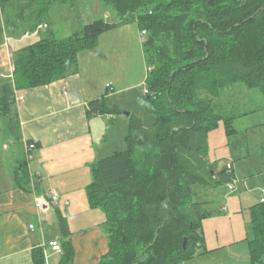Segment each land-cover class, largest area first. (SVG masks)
<instances>
[{"label":"trees","instance_id":"obj_1","mask_svg":"<svg viewBox=\"0 0 264 264\" xmlns=\"http://www.w3.org/2000/svg\"><path fill=\"white\" fill-rule=\"evenodd\" d=\"M102 1L115 20L95 19L57 38L53 10L60 4L75 7L76 0H0L6 26L34 33L46 25L45 32L14 53L11 82L24 90L65 78L77 72L80 54L95 49L102 35L136 23L152 68L141 101L155 121L147 125L136 114L126 115L124 148L92 162L86 194L90 207L104 213L109 245L100 264H184L204 251L206 206L214 202L206 189L224 185L226 193H235L228 189L235 172L227 165L217 169L209 160L210 134L223 122L226 133L235 135V121L258 110L248 108L254 103L249 98L243 107L232 101L224 105L222 99L242 86L259 92V110L264 108V0H246L245 5L244 0ZM109 93L88 103L89 118L123 115L118 105L108 104ZM15 97L0 98L5 118L15 116ZM115 121L108 123L112 127ZM14 181L37 190L38 178L27 163L15 169ZM56 213L62 248L58 264H73L69 223ZM249 227L250 262L264 264V202L250 208ZM34 260L46 264L42 247L34 250Z\"/></svg>","mask_w":264,"mask_h":264},{"label":"crops","instance_id":"obj_2","mask_svg":"<svg viewBox=\"0 0 264 264\" xmlns=\"http://www.w3.org/2000/svg\"><path fill=\"white\" fill-rule=\"evenodd\" d=\"M0 29V91L2 95L24 96V101L16 102L15 100L13 120L5 118L0 113V133L3 124L9 121L11 123L8 124L9 131L17 139L11 143L13 146L4 143L3 150L0 151V264H36L34 260L36 248L42 247L44 251V243L52 240L59 242L61 236L57 228L59 219L56 210H59L69 223L75 249L73 264H100L102 256L108 251L109 239L101 228L104 213L100 209L90 208L86 187L91 181V179L87 181V178H91L92 162L110 154L108 153L110 150L107 151L105 146L111 128L108 121L116 120V117L89 118L88 103L101 98L107 90L110 92L107 99L119 91L110 81H104L105 84L97 82L95 75L91 78L90 86L86 85L84 72L80 68V59L94 49L80 54L77 72L50 85L24 90L15 89L11 82L14 53L28 45L29 43L25 44L26 41L36 38L40 32L23 35L25 32L22 27L16 30L14 27L6 26L1 7ZM43 31L45 32L41 30ZM19 35L20 38H18ZM109 83L111 87L107 88ZM238 95L240 98L243 96L241 93ZM247 100L240 99L233 105L237 107L240 103L243 107L242 104L248 103ZM258 113L257 111L236 120V134L245 131L248 135L263 129L264 120H250ZM3 118L6 119L5 122ZM242 120H246L247 124L238 126ZM14 128H17L16 133ZM105 135H107L106 138ZM29 142L36 144L32 152V160L27 158L26 145ZM123 144L124 140L118 144V147H122ZM261 148L264 149L263 139L258 141L255 149H251L247 141L240 155H237L243 165L236 168L233 165L232 168L239 186L237 192L226 194L233 197L227 199L226 207L222 209L224 212L228 207L237 211L243 209L239 192L244 189L250 191L257 186L261 191L260 199L254 201L248 200L249 191L245 193L243 198L248 202L246 208L249 214L253 205L264 202L262 201L264 200V150L259 152ZM247 155L257 158L263 156V159L254 163ZM24 159L28 160L30 174L38 178L37 190L36 187L32 190L23 189L14 181V171ZM209 160L218 164L219 156L212 157L209 153ZM221 168L224 167L217 169ZM50 190H56L59 198L57 202L51 203L47 210H43L39 204L50 200L46 198ZM79 191H85V198L74 197L82 195ZM205 192V195L209 196L212 193L218 194L217 190L213 189H206ZM233 203L234 207L231 208L229 204ZM236 204L241 207L238 208ZM80 209L87 211L88 214L78 219L77 211ZM73 222H84V225L75 231ZM31 225L34 227L31 228ZM249 226L246 230L242 228V235L230 237V241L225 243H220L219 240L218 243L209 239L205 240V248L208 252L201 253L184 264H251L248 243ZM209 242L212 246L207 247L206 243L209 245ZM48 251L46 264H51V260L55 257L58 261L61 253L53 252L51 249ZM217 255L218 258H214Z\"/></svg>","mask_w":264,"mask_h":264},{"label":"rangeland","instance_id":"obj_3","mask_svg":"<svg viewBox=\"0 0 264 264\" xmlns=\"http://www.w3.org/2000/svg\"><path fill=\"white\" fill-rule=\"evenodd\" d=\"M76 3L77 4L75 7H70L68 3L67 5H57L54 8L52 22L55 24V37L63 38L83 28L84 25L92 22L95 19L103 18L107 20H115L116 18L115 12L112 10V8L106 5L102 0H76ZM28 32L29 31L27 30V32H25L23 35ZM18 38H20V35ZM31 41L34 40L30 39V41H26L25 44L30 43ZM144 41V35H141L138 26L136 23H133L102 35L100 37L99 45L93 51L87 52L86 55L80 59V68L84 72V80L86 85L90 84L91 78L95 75L97 82L105 84L104 81H110L114 85L113 87L119 91L108 99L109 105H118L123 111V115L116 116V121L109 130L108 140L105 143L106 150H110L108 153H113V151H115V148L118 147V144L123 140L124 135L128 132V118L125 113L129 112L130 114H136L142 118L144 123L147 125L152 124L155 121V116L144 108L141 101L145 79L148 75V65L146 63L143 50ZM13 59L14 58H12L14 70ZM239 93L243 94L242 97L244 98H240L238 95ZM259 94V92H249L246 88L237 86L232 89V91H228L222 101L225 105L229 101H232L231 103H237L240 99L246 100L249 98L250 100H253L254 103H251V106H248V108L250 110L258 109L257 111L259 113L258 115H253L250 120L260 121L264 120V108L259 110V108L262 106L260 105L261 100H263L261 97L262 95ZM1 97L2 92L0 91V98ZM5 121L6 119H4V122ZM8 124L11 123L6 121V123H4L2 126V131L0 133V151L3 150L2 145L4 143L13 146L11 143L17 141L15 135L10 133ZM245 124H247V121L242 120L238 123V126ZM14 132H17V128H14ZM261 139L264 140V128L258 132L249 133L248 135L245 131H242L241 134L228 135L226 133V127L222 122L220 127L212 131L210 134V154L212 157L219 156V161L217 164L218 167H225L227 162L230 161L229 163H231L232 166L235 165L236 168L243 165V162L240 160V158H238L237 155L243 150L244 146L247 144V141H249L251 149H255L258 145V141ZM123 148L124 144L121 148H118L119 150L116 151H120ZM263 150L264 149L261 148L259 152H262ZM247 156L251 158V162L254 163H258L259 159H263V156H259L258 158L253 155ZM27 162L28 160L24 159V161L19 165H24ZM230 171L232 172L234 169H231ZM90 179L91 178L88 177L87 181H90ZM238 186L236 188L237 190ZM237 190L235 192H237ZM199 191L200 193L203 192L202 189ZM248 191L249 190L244 189L242 192H239V198L242 199L243 203V209H241V211L232 210L229 209V207L226 212L222 210L223 207H226L227 199L233 197L231 195H226L227 193L224 185L217 189V195L210 194L209 197L213 199L215 197L217 198L214 200V202L208 203L206 206L207 214L203 221L206 240H212L214 243H218L219 240L220 243H225L226 241H230V237L242 235V231L246 230L250 223V214L248 212V208H246L248 202L243 198L245 193H248ZM249 192V201L260 199L261 191L259 188H257V186L251 188ZM80 193L82 195H77L74 197L77 199L85 198V191ZM229 205L231 208L234 207V203ZM235 206L238 208L241 207L239 204H236ZM77 214L79 216L78 219H80L85 217L88 212L80 209L77 211ZM83 223L84 222H73L74 230L78 231L80 227L84 225ZM102 225L103 223L101 224V228L103 229ZM57 228L60 231V227L58 226ZM59 242H61V237ZM206 245L207 247H210V245L212 246V243L209 242V245L207 243ZM203 250V254L204 252L206 253V251L208 252V249L205 248V246L203 247ZM214 258L217 259L218 255ZM61 259L62 254L58 256V261L56 257L53 258L51 260V264H58Z\"/></svg>","mask_w":264,"mask_h":264},{"label":"built area","instance_id":"obj_4","mask_svg":"<svg viewBox=\"0 0 264 264\" xmlns=\"http://www.w3.org/2000/svg\"><path fill=\"white\" fill-rule=\"evenodd\" d=\"M45 28H46V25H41L39 27V29H45ZM151 69L152 68L150 67L149 70H151ZM110 87H111V84L110 83L107 84V88H110ZM144 92L148 93V90L145 89ZM15 100H16V102L24 101V96L18 95L15 97ZM35 148H36V144L34 142L27 143L26 149H27L28 160H32V158H33L32 152ZM227 168H228V170H231L232 164L228 163ZM238 184H239L238 179L234 178V180L228 185V189L230 190V192H235L237 190L236 188H237ZM46 198H50V200H47V201L39 204L40 208H42L43 210H47L51 203L57 202L59 195H58L56 190H50L47 193ZM262 201H264V200H262ZM30 227L33 228L34 226L31 225ZM43 247H44V256H45L46 261L48 260V256H49L48 249H51L53 252L62 253V248H61L60 243L58 241H55V240L44 243Z\"/></svg>","mask_w":264,"mask_h":264},{"label":"water","instance_id":"obj_5","mask_svg":"<svg viewBox=\"0 0 264 264\" xmlns=\"http://www.w3.org/2000/svg\"><path fill=\"white\" fill-rule=\"evenodd\" d=\"M245 4H246V0L243 1V5H245ZM126 115H127V116H130V113L127 112ZM187 243H188V241H187V238H186L185 241H184V248L187 247Z\"/></svg>","mask_w":264,"mask_h":264}]
</instances>
